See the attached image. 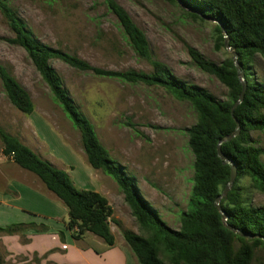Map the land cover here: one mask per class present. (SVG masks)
Segmentation results:
<instances>
[{
    "label": "rangeland",
    "instance_id": "obj_1",
    "mask_svg": "<svg viewBox=\"0 0 264 264\" xmlns=\"http://www.w3.org/2000/svg\"><path fill=\"white\" fill-rule=\"evenodd\" d=\"M1 1L33 37L53 49L105 71L146 74L153 71L151 62L132 48L105 0ZM114 1L147 37L153 61L166 64L177 78L205 89L217 99H228V89L215 76L202 71L189 54V49H194L216 65L233 58L225 47L218 48L215 22L193 19L186 14V8L166 0ZM14 38L9 19L0 8V63L29 92L36 116H43V121L34 117L33 125L29 115L17 110L0 79V129L44 161L65 171H71V165L73 173L82 177L85 154L80 133L53 100L25 50L12 42ZM51 65L112 159L135 179L142 197L157 211L159 218L171 229L178 230L182 213L191 209L194 156L185 130L198 121L197 110L160 87L98 77L77 71L60 60H52ZM251 68L255 78L264 84V61L254 58ZM252 140L263 151L264 163V131L254 132ZM3 150L0 138V165L12 161ZM69 150L83 158L73 157ZM101 174L121 193V197L112 196L121 219L118 221L124 223L122 227L111 223L116 235L123 237V230H128L147 236L117 184ZM256 186L250 179L242 181L251 205L262 207L264 195ZM263 261L264 250L259 247L251 264Z\"/></svg>",
    "mask_w": 264,
    "mask_h": 264
},
{
    "label": "trees",
    "instance_id": "obj_2",
    "mask_svg": "<svg viewBox=\"0 0 264 264\" xmlns=\"http://www.w3.org/2000/svg\"><path fill=\"white\" fill-rule=\"evenodd\" d=\"M105 1L135 52L151 62L152 73L113 72L93 67L76 56L41 43L1 0L0 8L8 17L15 34L12 42L25 50L47 84L53 100L79 131L87 164L113 179L140 229L147 234L142 236L128 230L122 232L138 264H166V261L169 264H251L256 249L262 247L264 250L263 240L257 238H264V206L251 205L244 194L242 181L250 179L264 195L263 151L252 140L254 132L264 131V84L251 72L254 58L260 57L264 61V0H166L184 6L189 11H185L186 14L193 19L215 22L218 48L225 47L223 33L227 34L230 46L238 54V64L247 83L244 100L233 113L232 109L243 89L233 58L216 65L205 60L194 49H189L193 62L228 89V99L221 101L205 89L177 78L166 64L153 61L145 34L114 0ZM52 60H60L77 71L98 77L160 87L197 110L198 121L185 130L194 156L191 209L182 213L178 230L171 229L159 218L157 211L142 197L135 179L117 165L100 143L94 127L76 107L61 77L52 67ZM0 79L11 104L21 113L31 115L34 112L31 95L6 72L1 63ZM236 122L240 125L239 136L221 145L222 154L237 167V178L222 199L221 207L228 217L227 225L254 236L251 240L229 230L215 206L231 176L230 166L218 156V145L236 133ZM0 138L4 155L11 157L21 169L34 174L67 208V228L75 239L90 233L102 239L108 247L115 245L111 223L118 226L120 222L115 220L114 210L104 196L77 189L68 173L44 161L1 129ZM14 231V227L0 230L7 234Z\"/></svg>",
    "mask_w": 264,
    "mask_h": 264
},
{
    "label": "crops",
    "instance_id": "obj_3",
    "mask_svg": "<svg viewBox=\"0 0 264 264\" xmlns=\"http://www.w3.org/2000/svg\"><path fill=\"white\" fill-rule=\"evenodd\" d=\"M29 117L32 124L34 117L43 118L36 116L35 109ZM69 151L73 157H82ZM83 160L82 177L73 173L71 165V171L60 170L68 173L77 189L104 196L114 210L115 220H121L112 197H121L118 188L100 171L91 169L85 157ZM32 175L13 161L0 165V230L15 229L11 234L0 232V264H138L124 238L116 235L114 224H111L113 247L90 233L75 239L67 228V208ZM119 222L122 227L124 223Z\"/></svg>",
    "mask_w": 264,
    "mask_h": 264
},
{
    "label": "water",
    "instance_id": "obj_4",
    "mask_svg": "<svg viewBox=\"0 0 264 264\" xmlns=\"http://www.w3.org/2000/svg\"><path fill=\"white\" fill-rule=\"evenodd\" d=\"M223 35H224V40H225V48H226L227 51L232 52L233 63L235 65L236 69H237V72L239 74V78H240V81H241V84H242V87H243L242 93H241V95L239 97V101L235 104L234 108L232 109V113H233L234 109L236 107H238V105H240L243 102V100H244L245 92H246V89H247V83L245 81L244 73L241 71V67L238 64V54L235 53L234 49L230 46V40H229L227 34L224 32ZM236 125H237L236 133L234 135H232V136L227 137L225 140L221 141L219 143V145H218V156L223 161L224 164H227V165L230 166V168H231V176H230V181L226 185L225 190L223 191L222 195L219 198H217V200L215 202V206L219 210L220 214L222 215L223 222H224V224L227 226V228L229 230H231L232 232H234L235 234H237L238 236H240L242 238H246L248 240H251V239L254 238V236L247 235V234L241 232L240 230L235 229V228L230 227V226L227 225L228 217L226 216V214L224 213V211L222 210V207H221L222 199H224L226 197V195L228 194V192L232 189L233 184H234V182H235V180L237 178V167L228 157H226V156H224L222 154L221 145L224 142H229V141H231V139L239 136V134H240V125H239L238 122H236ZM257 238H260L264 242V238L263 237H258L257 236Z\"/></svg>",
    "mask_w": 264,
    "mask_h": 264
},
{
    "label": "built area",
    "instance_id": "obj_5",
    "mask_svg": "<svg viewBox=\"0 0 264 264\" xmlns=\"http://www.w3.org/2000/svg\"><path fill=\"white\" fill-rule=\"evenodd\" d=\"M11 158V157H10ZM75 232H77V229L75 228Z\"/></svg>",
    "mask_w": 264,
    "mask_h": 264
}]
</instances>
